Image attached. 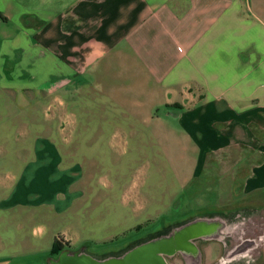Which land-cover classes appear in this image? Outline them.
I'll return each instance as SVG.
<instances>
[{
	"label": "crops",
	"instance_id": "1",
	"mask_svg": "<svg viewBox=\"0 0 264 264\" xmlns=\"http://www.w3.org/2000/svg\"><path fill=\"white\" fill-rule=\"evenodd\" d=\"M263 20L264 0H0V94L15 112L40 103L90 111L88 94L97 96L86 116L142 127L161 155L179 160L181 187L218 155L237 149L245 165L246 153L238 188L260 200L257 213L264 45L249 43Z\"/></svg>",
	"mask_w": 264,
	"mask_h": 264
},
{
	"label": "rangeland",
	"instance_id": "2",
	"mask_svg": "<svg viewBox=\"0 0 264 264\" xmlns=\"http://www.w3.org/2000/svg\"><path fill=\"white\" fill-rule=\"evenodd\" d=\"M257 23L264 30V20ZM249 44L264 45V32ZM263 55L256 51V61ZM6 97L0 94V264H50L61 252L120 264L156 245L171 246L167 264H264V209L256 213L260 200L238 188L248 154L245 165L237 149L220 154L181 187L179 160L161 155L142 127L86 116L97 96L88 94L90 111L40 103L18 112Z\"/></svg>",
	"mask_w": 264,
	"mask_h": 264
},
{
	"label": "water",
	"instance_id": "3",
	"mask_svg": "<svg viewBox=\"0 0 264 264\" xmlns=\"http://www.w3.org/2000/svg\"><path fill=\"white\" fill-rule=\"evenodd\" d=\"M167 246L140 247L130 252L126 260L120 264H167L163 256L169 250L168 248L171 247ZM50 264H96V262L88 256H78L75 253L69 254L67 252H61L58 259Z\"/></svg>",
	"mask_w": 264,
	"mask_h": 264
},
{
	"label": "bare ground",
	"instance_id": "4",
	"mask_svg": "<svg viewBox=\"0 0 264 264\" xmlns=\"http://www.w3.org/2000/svg\"><path fill=\"white\" fill-rule=\"evenodd\" d=\"M245 246H240L239 248L235 249L234 252L232 253V256L233 255H237V253H242L243 252V249H244Z\"/></svg>",
	"mask_w": 264,
	"mask_h": 264
},
{
	"label": "trees",
	"instance_id": "5",
	"mask_svg": "<svg viewBox=\"0 0 264 264\" xmlns=\"http://www.w3.org/2000/svg\"><path fill=\"white\" fill-rule=\"evenodd\" d=\"M57 251H53V253H56Z\"/></svg>",
	"mask_w": 264,
	"mask_h": 264
}]
</instances>
